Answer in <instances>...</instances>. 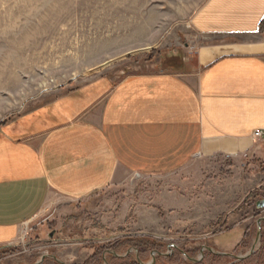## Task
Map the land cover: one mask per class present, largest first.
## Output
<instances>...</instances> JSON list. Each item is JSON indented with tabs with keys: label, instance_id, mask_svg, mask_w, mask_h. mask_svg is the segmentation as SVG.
<instances>
[{
	"label": "rangeland",
	"instance_id": "rangeland-1",
	"mask_svg": "<svg viewBox=\"0 0 264 264\" xmlns=\"http://www.w3.org/2000/svg\"><path fill=\"white\" fill-rule=\"evenodd\" d=\"M205 2L0 0V126L110 67L179 70ZM260 202L264 163L195 162L50 205L0 247V264H264V222L255 253L236 259L255 246Z\"/></svg>",
	"mask_w": 264,
	"mask_h": 264
},
{
	"label": "crops",
	"instance_id": "crops-1",
	"mask_svg": "<svg viewBox=\"0 0 264 264\" xmlns=\"http://www.w3.org/2000/svg\"><path fill=\"white\" fill-rule=\"evenodd\" d=\"M179 70L110 67L0 126V247L50 205L195 162L264 163V0H206Z\"/></svg>",
	"mask_w": 264,
	"mask_h": 264
},
{
	"label": "water",
	"instance_id": "water-1",
	"mask_svg": "<svg viewBox=\"0 0 264 264\" xmlns=\"http://www.w3.org/2000/svg\"><path fill=\"white\" fill-rule=\"evenodd\" d=\"M257 208L258 209H264V202H260V203H258L257 204ZM264 222V218H262V219H260L259 221H258V233H257V240H256V243H255V246H253L252 247V249L250 250V252H249V254H247L246 255V257H244V258H236L237 260H239V261H243V260H245V259H248V258H250L254 253H255V250H256V246H257V244L259 243V241H260V239H261V236H262V230H261V227H262V223ZM170 250H171V247H170ZM207 250H209V251H211V249H207ZM203 252V251H202ZM111 255H113V256H115V257H119L117 254H115V253H113V252H109ZM161 255V254H160ZM167 256V255H166ZM190 261H194V262H197V261H195V260H193V259H190V258H188ZM44 260V259H43ZM57 260V259H56ZM58 261V260H57ZM155 260H153V262H154ZM42 262L43 261H41V263H39V264H42ZM59 262V261H58ZM60 264H63V263H61V262H59Z\"/></svg>",
	"mask_w": 264,
	"mask_h": 264
},
{
	"label": "built area",
	"instance_id": "built-area-1",
	"mask_svg": "<svg viewBox=\"0 0 264 264\" xmlns=\"http://www.w3.org/2000/svg\"><path fill=\"white\" fill-rule=\"evenodd\" d=\"M263 133L262 132H256L255 134H254V138L255 139H261L262 137H263Z\"/></svg>",
	"mask_w": 264,
	"mask_h": 264
},
{
	"label": "trees",
	"instance_id": "trees-1",
	"mask_svg": "<svg viewBox=\"0 0 264 264\" xmlns=\"http://www.w3.org/2000/svg\"><path fill=\"white\" fill-rule=\"evenodd\" d=\"M263 224H264V223H263ZM263 224H262V225H263ZM263 227H264V226H263Z\"/></svg>",
	"mask_w": 264,
	"mask_h": 264
}]
</instances>
